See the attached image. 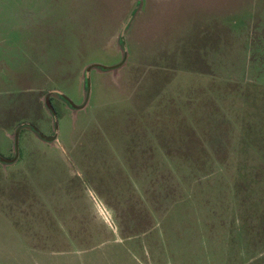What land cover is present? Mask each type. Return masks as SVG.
<instances>
[{"label": "rangeland", "instance_id": "obj_1", "mask_svg": "<svg viewBox=\"0 0 264 264\" xmlns=\"http://www.w3.org/2000/svg\"><path fill=\"white\" fill-rule=\"evenodd\" d=\"M0 264H264V0H0Z\"/></svg>", "mask_w": 264, "mask_h": 264}, {"label": "water", "instance_id": "obj_2", "mask_svg": "<svg viewBox=\"0 0 264 264\" xmlns=\"http://www.w3.org/2000/svg\"><path fill=\"white\" fill-rule=\"evenodd\" d=\"M122 35H123V31L121 32L120 43L122 42ZM52 138H46V139L51 140Z\"/></svg>", "mask_w": 264, "mask_h": 264}]
</instances>
